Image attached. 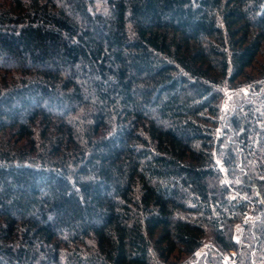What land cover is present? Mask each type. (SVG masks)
I'll return each mask as SVG.
<instances>
[{"label": "trees", "instance_id": "16d2710c", "mask_svg": "<svg viewBox=\"0 0 264 264\" xmlns=\"http://www.w3.org/2000/svg\"><path fill=\"white\" fill-rule=\"evenodd\" d=\"M0 264H264V0H0Z\"/></svg>", "mask_w": 264, "mask_h": 264}, {"label": "rangeland", "instance_id": "374dc122", "mask_svg": "<svg viewBox=\"0 0 264 264\" xmlns=\"http://www.w3.org/2000/svg\"><path fill=\"white\" fill-rule=\"evenodd\" d=\"M227 261H229V259L227 258Z\"/></svg>", "mask_w": 264, "mask_h": 264}]
</instances>
